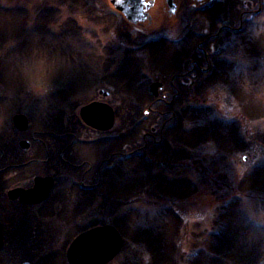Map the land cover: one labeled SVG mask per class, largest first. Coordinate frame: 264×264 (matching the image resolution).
<instances>
[{"label":"rangeland","instance_id":"1","mask_svg":"<svg viewBox=\"0 0 264 264\" xmlns=\"http://www.w3.org/2000/svg\"><path fill=\"white\" fill-rule=\"evenodd\" d=\"M261 17L226 51L225 77L213 69L192 82H171L176 51L152 65L149 49L129 45L110 28L116 19L105 0H0V139L20 137L15 114L42 130L57 116L78 115L101 87L111 92L108 101L116 110L102 143L143 151L139 158L109 161V201L103 206L95 200L78 216L95 223L109 218L119 229L122 248L107 264H264ZM198 26L189 29L202 32ZM190 33L188 64L197 58L198 39ZM54 58L59 70L47 95L38 97L27 81L43 79ZM126 59L138 65L124 64ZM152 81L161 83L156 97L148 90ZM175 89L180 93L167 106ZM167 109L171 113L162 115ZM186 131L216 134L184 147ZM119 134L120 144L114 141ZM59 228L38 254H0V264H67L68 243Z\"/></svg>","mask_w":264,"mask_h":264},{"label":"flooded vegetation","instance_id":"2","mask_svg":"<svg viewBox=\"0 0 264 264\" xmlns=\"http://www.w3.org/2000/svg\"><path fill=\"white\" fill-rule=\"evenodd\" d=\"M105 1L116 19L110 28L119 32L122 41L150 52L151 49L176 51L172 63L177 69L170 76L171 82L194 81L195 77L212 74L214 70L225 77L226 70L222 69L227 64L226 51L233 50L237 35L249 28L255 17L264 14V0ZM195 23L203 27L202 32L198 28L189 29ZM190 31L192 38L198 39L193 44L197 58L188 64ZM128 63L138 65L135 60L126 59L124 64ZM228 63L230 66L232 61ZM179 93L175 89L167 106ZM110 96L111 92L100 87L97 97L87 104L110 105ZM112 108L116 118V110ZM169 112L167 109L161 114ZM25 117L27 125L23 130L12 122L19 138L0 139V254H38V249L52 240L50 235L58 227L59 233L66 235V254L69 244L80 233L97 226L114 225L105 217L98 223L88 217L78 220L95 200L103 206L109 201V161L139 158L143 151L135 148L125 152L121 145L110 147L102 143L110 129L99 130L85 124L79 112L72 117L57 116L42 130L31 128L29 117ZM89 133L98 136L90 138ZM121 135L114 141L120 144ZM148 136L155 139L149 133L143 134L144 139ZM147 147L145 142L143 148ZM79 224L87 226L79 228Z\"/></svg>","mask_w":264,"mask_h":264},{"label":"water","instance_id":"3","mask_svg":"<svg viewBox=\"0 0 264 264\" xmlns=\"http://www.w3.org/2000/svg\"><path fill=\"white\" fill-rule=\"evenodd\" d=\"M160 86L159 82L150 85V90L155 96ZM80 115L86 124L99 130L110 129L114 123V112L110 106L103 109L91 103L81 108ZM13 123L21 130L27 125L23 115H15ZM122 245L123 239L114 226L95 227L81 233L71 242L66 259L68 264H107L119 253ZM19 264L30 263L24 261Z\"/></svg>","mask_w":264,"mask_h":264},{"label":"trees","instance_id":"4","mask_svg":"<svg viewBox=\"0 0 264 264\" xmlns=\"http://www.w3.org/2000/svg\"><path fill=\"white\" fill-rule=\"evenodd\" d=\"M167 50H165V49H151V54H150V57L152 56V58H151V63H152V65L154 64H156V65H159L157 62H158V58L160 57V56H162L165 52H166ZM157 56H159L158 58H156ZM168 56V55H167ZM170 57V56H169ZM160 59V58H159ZM160 66V65H159ZM166 66V65H165ZM168 67L169 68H171L170 67V65H168ZM132 71H134L133 73H135L136 72V70H135V68H133V70ZM160 109V108H159ZM159 111V110H158ZM157 115V114H156ZM143 118H144V120H147L148 119V117H144L143 116ZM174 118H177V114H174ZM173 129V127L169 124V127H168V130H172ZM215 134H216V132H214V131H210V132H205V134H196V131H195V133L194 132H189V131H186V132H184V140H183V142L185 143V145H184V147L185 146H188V147H193L194 145H196L195 143L196 142H198V143H200L201 142V140L203 139V138H205L206 137V135H208V137H214L215 136ZM203 136V137H202ZM216 139V138H215ZM197 143V144H198ZM227 144H230V143H227ZM175 151L173 152V154H171L172 155V157H175ZM147 154V153H146ZM151 154V153H150ZM147 155H149V154H147ZM150 156V155H149ZM165 156V155H164ZM179 156H181L182 157V154L181 155H179ZM146 167H148L149 168V166L148 165H146Z\"/></svg>","mask_w":264,"mask_h":264},{"label":"clouds","instance_id":"5","mask_svg":"<svg viewBox=\"0 0 264 264\" xmlns=\"http://www.w3.org/2000/svg\"><path fill=\"white\" fill-rule=\"evenodd\" d=\"M261 19H264V17H261ZM58 70H59V64L57 60L54 58L52 60L50 71L45 75V77L38 81L28 79L27 87L38 97H43L47 95V93L50 90L52 77L57 73Z\"/></svg>","mask_w":264,"mask_h":264}]
</instances>
